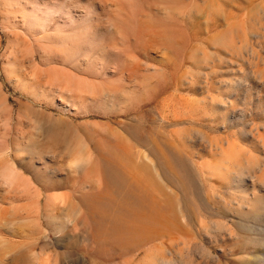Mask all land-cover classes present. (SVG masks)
I'll return each mask as SVG.
<instances>
[{
    "label": "rangeland",
    "instance_id": "rangeland-1",
    "mask_svg": "<svg viewBox=\"0 0 264 264\" xmlns=\"http://www.w3.org/2000/svg\"><path fill=\"white\" fill-rule=\"evenodd\" d=\"M0 163L47 264H264V0H0Z\"/></svg>",
    "mask_w": 264,
    "mask_h": 264
},
{
    "label": "bare ground",
    "instance_id": "bare-ground-1",
    "mask_svg": "<svg viewBox=\"0 0 264 264\" xmlns=\"http://www.w3.org/2000/svg\"><path fill=\"white\" fill-rule=\"evenodd\" d=\"M32 20L33 23L42 24V22L37 18H34ZM150 35L154 38L153 41L155 43H159L160 39L165 37L163 32L159 30H152ZM68 161L70 166L74 164L73 158H68ZM87 173L88 176L92 178V176L95 174V167H91ZM0 181L1 183L7 185L6 189L8 188V191L16 193L13 196L11 195L9 196L11 197L10 199H12V201L14 202H16L17 200L26 201V203L22 205H16L14 207H7V208L0 207V227L17 230V232L19 230L17 229L18 226L28 227V230L30 231L35 229L40 230L41 229L40 217H39L40 215L38 214V211L35 210L34 208L39 196L35 191V186L32 183V179L19 170L15 171L13 163L11 164L0 163ZM1 190L3 191V189ZM68 201H69L68 198L51 197L46 200V206L50 210H56L58 214L64 216V214H66L67 211V204L69 203ZM154 211H155L154 220L156 226L158 227L161 220L160 214L158 212V208H156V210ZM79 226H80V221H78V219H75L73 225L74 229H78ZM143 227L145 226L143 225ZM160 228L161 227L157 229ZM144 230L145 232H147L145 228ZM151 231H153V228H151ZM155 233L158 234L159 232L157 233L156 231ZM22 234H19V236ZM24 245H26V242ZM25 262L27 264H47V260L45 259L38 260V258L34 254L28 253L23 246L10 244L7 239L0 238V264H26Z\"/></svg>",
    "mask_w": 264,
    "mask_h": 264
}]
</instances>
